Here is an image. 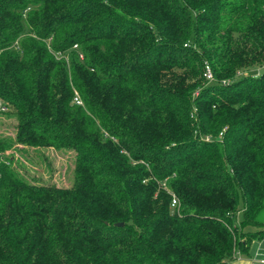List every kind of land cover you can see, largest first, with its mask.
I'll list each match as a JSON object with an SVG mask.
<instances>
[{
    "label": "trees",
    "instance_id": "16d2710c",
    "mask_svg": "<svg viewBox=\"0 0 264 264\" xmlns=\"http://www.w3.org/2000/svg\"><path fill=\"white\" fill-rule=\"evenodd\" d=\"M7 110L0 264H230L264 236V0H0ZM18 147L74 149L72 186Z\"/></svg>",
    "mask_w": 264,
    "mask_h": 264
},
{
    "label": "rangeland",
    "instance_id": "374dc122",
    "mask_svg": "<svg viewBox=\"0 0 264 264\" xmlns=\"http://www.w3.org/2000/svg\"><path fill=\"white\" fill-rule=\"evenodd\" d=\"M257 69L260 68L258 67ZM257 73L259 72L256 71L252 74L256 75ZM16 123L17 119L12 110L0 113L1 134L13 135ZM19 148L8 150L5 155L13 160L19 172L28 181L38 184L56 185L63 188L72 186L76 155L74 149L63 148L58 150L40 147L36 149L23 148L20 151ZM239 218H241V212L238 214V220ZM251 229L256 230L254 227Z\"/></svg>",
    "mask_w": 264,
    "mask_h": 264
},
{
    "label": "crops",
    "instance_id": "0c3cea01",
    "mask_svg": "<svg viewBox=\"0 0 264 264\" xmlns=\"http://www.w3.org/2000/svg\"><path fill=\"white\" fill-rule=\"evenodd\" d=\"M230 264H264V236L253 240L246 250H237Z\"/></svg>",
    "mask_w": 264,
    "mask_h": 264
},
{
    "label": "built area",
    "instance_id": "2783aa9c",
    "mask_svg": "<svg viewBox=\"0 0 264 264\" xmlns=\"http://www.w3.org/2000/svg\"><path fill=\"white\" fill-rule=\"evenodd\" d=\"M204 76L206 77V79L208 80V82H213L215 79H214V76L212 74V71L210 69V67L207 65L205 67V72H204ZM226 81H224L225 83ZM75 101L78 103V104H81L82 102L80 101L79 97L77 96L75 98ZM5 108H2V110H4ZM210 137H206V140H209ZM179 205V200L178 198L175 196V195H172V203H171V207L172 208H175Z\"/></svg>",
    "mask_w": 264,
    "mask_h": 264
},
{
    "label": "water",
    "instance_id": "95a60500",
    "mask_svg": "<svg viewBox=\"0 0 264 264\" xmlns=\"http://www.w3.org/2000/svg\"><path fill=\"white\" fill-rule=\"evenodd\" d=\"M117 225H122V223H118Z\"/></svg>",
    "mask_w": 264,
    "mask_h": 264
}]
</instances>
